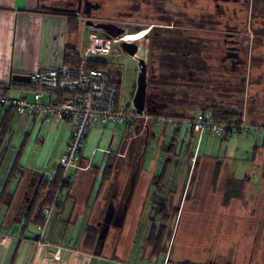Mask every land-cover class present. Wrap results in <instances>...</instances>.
Segmentation results:
<instances>
[{
	"label": "rangeland",
	"instance_id": "obj_1",
	"mask_svg": "<svg viewBox=\"0 0 264 264\" xmlns=\"http://www.w3.org/2000/svg\"><path fill=\"white\" fill-rule=\"evenodd\" d=\"M96 1L100 2L103 9L93 13L91 22L107 26L110 33H106L119 41V44H135L139 47L136 58L122 51L121 45L113 48L116 57H123L121 66L113 65V73L116 80L119 79L117 74L121 76L122 106L127 115H130L136 112L134 99L138 92L141 74L138 60L143 61L145 67L142 69V79L146 83L144 114L149 119H141L134 124L135 126L131 125L137 128V136L127 123L117 127L92 125L83 148V155L91 160L93 170L100 169V179L91 194V203L96 198L102 174L111 154L123 150L128 156L133 157V162L136 160L138 169L143 157H148L147 162H149L155 154L167 155V145L162 148L157 147L159 137L157 134L160 135L162 132L165 126L163 119L168 113L192 118L201 111L210 112L212 108H229L238 114L244 113L243 120L248 124L255 123L264 127V78H262L264 63L259 64L260 68L256 62L253 63L250 78L248 73L251 67L239 66L236 73L229 70V61H223L229 48V0ZM136 36L138 40L127 39ZM257 53L255 55L259 58L262 52ZM247 55H250V51ZM228 93L231 97L226 99ZM148 102L156 103L158 107L155 111L163 116L149 114L151 110ZM162 102L168 108H160ZM154 123L155 137L150 133ZM34 124L28 125L18 115L11 121L10 130L6 132L5 139L3 138L6 146L0 148V155L4 150L10 151L4 163V171L8 170V167L10 169L13 155L22 153H24L23 162L28 169H37L52 175L60 165L59 157L64 134L58 132L52 124L42 125L39 122ZM168 132H171L170 129ZM187 140L193 145L192 154L195 152L200 156L204 154L206 139L202 142V139L195 136L192 140L191 138ZM262 144V133L251 137L233 136L223 141L221 150L215 148V154L219 159L210 164L216 168L213 169L212 174L190 169L191 165L192 168L194 166L192 160L188 163L181 161L177 185L174 187L178 192L180 191L181 197L184 189L185 194L181 213L177 216L176 210L170 212L172 242L175 239V243L174 253L172 251L173 255L168 258L169 264H225L229 261L233 264H256L257 259L264 253ZM186 150L187 148L184 149V155ZM180 151L179 149L177 153ZM131 166L133 170V163ZM142 167L143 170L149 171L148 163ZM67 171L71 174L73 169ZM245 174L249 175L246 180L249 184L242 183ZM228 176L229 184L236 183L229 186V192L231 193L235 186L238 189L236 193L240 192L234 195L232 201L242 202L241 198H244L247 205L256 209L249 211V220L244 216L242 218L240 207L229 209V206L225 205L226 200L219 204V198H224L222 191ZM67 206H70V202ZM5 207V204L3 207L0 204V231L5 229L2 228ZM216 212L218 216L214 217ZM15 213L14 210L10 211L9 216H15ZM226 222H229L227 227L224 226ZM58 225L61 227L59 229L63 230V234L52 242L55 245L69 246L70 236L78 232V222L74 225H66L59 221ZM248 226L249 234L244 236L242 231L247 228L248 232ZM210 232L215 242H202V238L207 240L210 237ZM239 232L243 236L239 235ZM143 246L144 244H136L137 249H142ZM107 249L106 252H109L111 248ZM211 250L217 252L216 258H205ZM233 251L238 254L236 259L224 258L227 255L229 257ZM140 254L136 252L128 263H145L142 251Z\"/></svg>",
	"mask_w": 264,
	"mask_h": 264
},
{
	"label": "crops",
	"instance_id": "obj_2",
	"mask_svg": "<svg viewBox=\"0 0 264 264\" xmlns=\"http://www.w3.org/2000/svg\"><path fill=\"white\" fill-rule=\"evenodd\" d=\"M74 1L0 0V84L14 82L15 76H28L37 69L61 68L64 66L66 55L77 54L81 61V55L86 52L87 45L92 40H111L114 43L111 44L110 51L102 56L90 54L89 61H103L121 66L123 57H116L113 51V48L120 47L121 43L115 42V39L109 34L86 25V21L81 17H78V31L74 33L69 28L67 16L40 12L41 9L66 10ZM8 95L12 98H26L30 101L33 99L32 92L19 85L12 87L8 91ZM225 97L229 99L231 96L228 93ZM48 100L47 95L42 98L43 103H47ZM119 104L123 108L121 89ZM160 108L168 107L166 104H162ZM155 109L150 108L149 114L163 116L157 114ZM242 114L244 115V113ZM169 115L175 116L170 113L166 114V116ZM14 117L16 114L10 109H0V132L2 131L0 148L6 146L5 134L9 132ZM18 117L28 125L38 122L42 125L44 123L52 124L58 132L63 133L64 143L60 153L61 157L72 133V125L68 121L45 122L42 116ZM128 126L130 129H134L137 136V128L131 127L129 124ZM155 127L154 123L150 130L153 137L156 136L153 130ZM170 131L168 132V128L164 126L160 135L157 134V137L159 136L157 147L162 148L167 145V155L155 154L149 162H147L148 157H143L140 169H138L136 160L133 162V157L128 156L123 150L111 154V156L117 155L112 178L102 185L101 177L96 198L92 203L90 201L91 194L100 179V169L93 170V163L85 158L83 153L80 167L73 169L71 174L62 170L59 165L52 175H48L37 169L26 168L23 162L24 153L13 155L10 169L8 167V170L4 171V163L10 151L3 149V154L0 155V204L2 207L5 204L6 207L2 215V228L5 229L0 231V264H101L102 262L129 264L128 260L133 258L136 252L141 255V251L142 258L145 260V263L141 264H169L168 258L170 259L173 255L172 251L174 253L175 239L173 242L171 240L172 244L169 245L168 254L162 260L161 257L155 258L152 248L148 246L149 236L152 228L161 224V216L157 215L159 211L166 209L170 213L176 210L178 211L177 216L181 213L185 189L181 197L180 191L178 192L174 186L177 185L181 161L188 163L192 160L193 162V145L187 138L192 140L195 137L185 130L170 129ZM204 139H206L204 154L197 155L196 161L193 162L194 166L192 168L190 164V169L212 174L214 173L213 169L216 168L210 164L219 159L215 154V148L218 147L221 150L223 141L211 136H204L202 142ZM185 148L187 150L184 155ZM179 149L181 151L177 153ZM108 159L110 160V157ZM131 163L134 166L133 170ZM146 163H148L149 171L142 169ZM16 165H18V170L13 172ZM248 176L245 174L242 177L243 181L241 179L240 181L246 182ZM62 181H67V185L58 191ZM233 184L236 185V183ZM233 184L232 182L229 184L228 176L222 191L224 198H219V204L226 200L225 205L229 206V209L240 207L242 218L244 216L246 220H249V211L256 209L247 205L244 198H241L242 202L232 201L234 195L240 194L239 191L236 193L237 186L231 193L229 192V186ZM55 201L56 205L53 204ZM68 202H70V206H67ZM253 207L255 206L253 205ZM46 208H51L49 216H45L43 213ZM111 208L113 209L112 219L106 222V214ZM13 210L16 211L15 216H9L10 211ZM29 211H32L30 217L34 220L41 217L39 220L43 221V224L26 226ZM213 216H218V213L216 212ZM59 221L66 225H74L75 222H78V232L70 236L69 246L55 245L52 242L63 234V230L59 229L61 227L57 226ZM228 223L226 222L224 226L227 227ZM88 229L96 230L98 236L96 246L92 251L84 248ZM227 230L229 229L227 228ZM249 230L250 227L248 232L247 228L242 231L243 235L247 236ZM242 233L239 232V235ZM211 237L210 232V237L207 240L202 238V242H215ZM136 244H144V246L142 249H137ZM108 247L111 249L106 252ZM215 250L217 251V247ZM216 251H207L205 258H216ZM237 257L236 251L229 254V257L228 255L224 256L231 260ZM258 259L256 264H264V253ZM225 264L233 263L229 261Z\"/></svg>",
	"mask_w": 264,
	"mask_h": 264
},
{
	"label": "built area",
	"instance_id": "obj_3",
	"mask_svg": "<svg viewBox=\"0 0 264 264\" xmlns=\"http://www.w3.org/2000/svg\"><path fill=\"white\" fill-rule=\"evenodd\" d=\"M113 43L111 40H92L87 45L86 52L81 55L79 67L37 69L28 75L29 83L0 84V109H10L21 117L42 116L45 122L68 121L72 125L71 138L59 161L60 168L64 171L80 167L83 148L92 125L117 127L120 124L134 125L141 119H149L144 112L127 115L119 104V92L116 85L111 82L112 76L109 70L87 68L90 54L102 56L110 51ZM13 85L30 90L33 94L32 101L10 97L8 91ZM45 95L49 97L47 103L42 101ZM156 122L159 123V120L156 119ZM163 123L168 129L185 130L199 137L200 140L204 136L222 141L229 140L233 136L251 137L259 134L258 127L244 120L241 122L232 120L227 124L216 121L212 113L206 111L183 120L164 118ZM196 158L197 152L193 154V162ZM43 213L49 216L51 208L44 209Z\"/></svg>",
	"mask_w": 264,
	"mask_h": 264
},
{
	"label": "flooded vegetation",
	"instance_id": "obj_4",
	"mask_svg": "<svg viewBox=\"0 0 264 264\" xmlns=\"http://www.w3.org/2000/svg\"><path fill=\"white\" fill-rule=\"evenodd\" d=\"M213 1L217 2L218 0ZM260 3H262V7L260 6ZM93 6H97L98 8L93 9ZM102 9V5L96 0H75L66 10L78 15V17L85 18V21L87 22L91 21L94 12ZM138 51L139 47L137 46L136 54L131 57L136 58ZM248 51H250V55H247ZM258 51L262 52L261 56L259 55V58L255 55L258 54ZM263 55L264 0H229V48L223 61H229V70L236 73V69L239 66L251 67L248 73L251 78L252 68L254 67L253 63L256 62L258 65L260 63L263 64ZM138 62L140 63L141 61L138 60ZM148 103L149 109H155L158 107L156 103ZM255 126L259 128L258 135L262 133L264 137V127Z\"/></svg>",
	"mask_w": 264,
	"mask_h": 264
},
{
	"label": "trees",
	"instance_id": "obj_5",
	"mask_svg": "<svg viewBox=\"0 0 264 264\" xmlns=\"http://www.w3.org/2000/svg\"><path fill=\"white\" fill-rule=\"evenodd\" d=\"M40 12L45 13V14H55V15H64L68 17L69 20V28L71 32L76 33L79 28V21H78V15L73 14L69 10H63V9H53V10H46V9H41ZM81 65L80 57L77 54L73 55H66L65 60H64V66H70V67H79ZM87 68L88 69H105L109 70L111 72L112 80L111 82L116 85V88L119 92L120 96V89H121V76L120 74H117L116 76L119 79L114 78V66L110 63H106L103 61H90L87 63ZM12 82V81H11ZM15 85H13L14 87ZM22 87V86H21ZM162 104H165L162 102ZM212 116L216 121H221L224 123L229 124L230 121L232 120H238L239 122L243 121V116L242 114H238L235 111L232 110H227L223 108H212L211 110ZM166 118H171V119H188L186 117H181V116H165ZM255 126V124H252ZM222 141H226L223 139ZM262 148L264 149V137H263V144ZM116 156L117 155H112L110 157L109 162L107 163V166L104 170L103 176H102V185L106 184L109 182L112 178L114 169H115V161H116ZM18 170V165L14 166L13 172ZM67 185V181H62L58 187V191L61 190V188L65 187ZM57 191V192H58ZM8 197V196H6ZM56 205V201L53 203ZM32 211H29L26 219V226L30 224H35V225H42L43 221H40L39 219L41 217H38L37 219H33L30 217L32 215ZM178 211L176 212V214ZM161 216L160 221L161 224L154 226L152 228V232L149 236V242L148 246L152 248L153 250V255L155 258H160L164 259V257L168 254V249L169 245L171 243L172 237H173V229H172V217L170 213L165 209L163 211H159L157 214ZM25 226V229H26ZM86 240L84 244V248L87 249L88 251H92L94 247L96 246V241H97V231L93 229H88L87 234H86ZM89 248V249H88ZM168 263V261H167Z\"/></svg>",
	"mask_w": 264,
	"mask_h": 264
},
{
	"label": "water",
	"instance_id": "obj_6",
	"mask_svg": "<svg viewBox=\"0 0 264 264\" xmlns=\"http://www.w3.org/2000/svg\"><path fill=\"white\" fill-rule=\"evenodd\" d=\"M87 7V6H86ZM93 9H97V6H93ZM86 25L94 27L96 29H102L104 32L110 33L108 31L107 26L104 25H96L93 24L91 21H87ZM121 47L123 49L124 52H126L128 55L130 56H134L137 52V46L134 44H127V43H121ZM140 66H141V74H140V84H139V88H138V92L136 95V98L134 99V107L135 110L138 114H142L144 112L145 109V99H146V83L145 80L142 79V69L145 67L143 61L140 62ZM13 81L15 83H29V76H15L13 78ZM113 216V209H109L107 214H106V218L105 221L108 222L112 219Z\"/></svg>",
	"mask_w": 264,
	"mask_h": 264
},
{
	"label": "bare ground",
	"instance_id": "obj_7",
	"mask_svg": "<svg viewBox=\"0 0 264 264\" xmlns=\"http://www.w3.org/2000/svg\"><path fill=\"white\" fill-rule=\"evenodd\" d=\"M131 39H135L136 40V38H137V36L136 37H130Z\"/></svg>",
	"mask_w": 264,
	"mask_h": 264
}]
</instances>
